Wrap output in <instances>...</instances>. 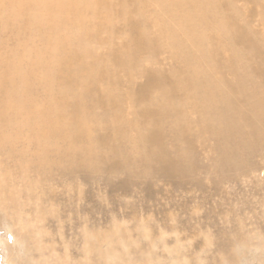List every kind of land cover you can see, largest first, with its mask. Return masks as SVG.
I'll list each match as a JSON object with an SVG mask.
<instances>
[{
    "label": "rangeland",
    "instance_id": "1",
    "mask_svg": "<svg viewBox=\"0 0 264 264\" xmlns=\"http://www.w3.org/2000/svg\"><path fill=\"white\" fill-rule=\"evenodd\" d=\"M261 6L248 5L244 0L236 3L239 25L256 31L257 38L264 34ZM243 11L247 13L243 15ZM117 23L120 30L115 33L119 36L115 44L122 46L129 39L130 27ZM148 24L147 30L156 37L155 26L151 21ZM26 37V31L19 36L6 35L2 52L9 57ZM124 48L122 52L127 48L131 53L128 46ZM102 49L97 52L106 56L109 50ZM138 54L136 59L143 71L155 73L164 81L185 66L177 53L175 57L162 50L158 55L141 54L140 58ZM212 54L219 62L230 58L227 52ZM258 58L245 61L244 76L248 79L244 83L261 86L258 94L263 97L264 79L253 73L256 62H264ZM258 63L256 69L260 68ZM113 70L122 120L127 118L135 127H146L139 110H154L156 106L152 101L149 105L139 101L146 106L139 105L134 93L147 79L137 75L129 80L123 70ZM220 76L230 85L239 81L228 71L220 70ZM202 93L200 90L196 96ZM181 95L178 93V97ZM48 97L45 90L35 88L37 103ZM179 101L176 103L194 123L192 128L182 124L180 129V115L168 110L169 120L160 121L155 129L138 133L132 129L126 138L116 134L108 112L90 108L89 112L100 115L103 123L95 129L96 151L87 162L72 163L71 158H76L71 152L61 156L54 146L43 165L35 159L32 145L16 147L19 153L28 149L22 157L18 152L0 153V170L11 174L8 184L20 188L32 183L36 192L28 203L26 188L22 189V199L31 214L30 218L24 216L23 229L15 227L11 216L0 211V264H264V144L256 142L242 150L240 139L232 134L200 131L196 123L200 113L195 114L194 102ZM138 120L140 125L135 124ZM141 132L145 137L154 133L156 147L136 149L134 143ZM244 138L247 141V136Z\"/></svg>",
    "mask_w": 264,
    "mask_h": 264
},
{
    "label": "bare ground",
    "instance_id": "2",
    "mask_svg": "<svg viewBox=\"0 0 264 264\" xmlns=\"http://www.w3.org/2000/svg\"><path fill=\"white\" fill-rule=\"evenodd\" d=\"M244 1L248 5H262L264 20V0ZM236 3L237 0H0V153L14 152V155L19 145H32L36 149L35 159L43 165L48 162L46 154L54 146L61 156L71 152L76 158H71L72 163L87 162L96 151L95 129L103 123L100 115L89 112L90 108L108 112L116 134L125 137L132 129L138 133L169 120L168 110L180 115V129L182 124L192 128L194 123L176 103H180L179 99L194 102L195 114L200 113L196 121L200 131L213 129L232 134L240 139L242 150L256 142L264 144V96L258 94L261 86L244 83L248 79L244 76L245 61L258 57L264 60V34L257 38L256 31L252 33L239 25L241 16ZM118 21L127 24L131 32L122 46L115 44L119 37L115 34L119 32ZM150 21L157 30L156 37L147 30ZM25 31L26 40L7 57V52H2L4 37L10 33L19 36ZM127 46L131 53L126 52L127 48L121 51ZM99 47H106L109 53L101 55L97 52ZM162 50L174 56L177 53L185 65L166 81L155 73L143 71L136 59V53L140 58L141 54L156 55ZM212 51L227 52L230 58L219 62ZM256 65L255 69L250 65L253 73L264 79V62L258 63V69ZM247 66L250 68L248 63ZM114 67L127 73L129 80L137 75L147 79L134 93L138 103L149 105L152 101L151 105L156 106L154 110L149 107L143 112L139 110L141 123L147 124L146 127H135L127 118L122 120ZM220 70L237 75L238 83H226ZM248 76L252 79L250 73ZM102 84L106 87L102 88ZM36 87L48 93V99L42 103L34 99ZM200 90L203 93L197 97ZM180 92L182 95L178 97ZM135 124L140 125L139 120ZM142 133L134 147H156L154 133L149 137ZM27 150L22 149V154H18L22 157ZM9 174L0 170V211L11 216L15 227L23 229L24 216L30 218L31 214L22 197L26 193L28 203H32L30 196L36 192L32 183L22 184L20 188L11 186L7 182Z\"/></svg>",
    "mask_w": 264,
    "mask_h": 264
}]
</instances>
